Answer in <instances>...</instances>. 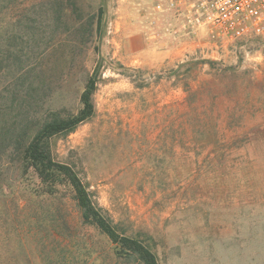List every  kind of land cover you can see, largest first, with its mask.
I'll list each match as a JSON object with an SVG mask.
<instances>
[{"label": "rangeland", "instance_id": "rangeland-1", "mask_svg": "<svg viewBox=\"0 0 264 264\" xmlns=\"http://www.w3.org/2000/svg\"><path fill=\"white\" fill-rule=\"evenodd\" d=\"M149 4L15 0L0 13V31L29 29L0 57V264H137L83 224L67 174L158 264H264V37L164 35L161 56L124 60L123 35L172 21ZM90 78L93 115L48 140L46 185L3 146L48 114L76 116Z\"/></svg>", "mask_w": 264, "mask_h": 264}, {"label": "trees", "instance_id": "trees-1", "mask_svg": "<svg viewBox=\"0 0 264 264\" xmlns=\"http://www.w3.org/2000/svg\"><path fill=\"white\" fill-rule=\"evenodd\" d=\"M13 1L15 0H0V13L7 11L8 6ZM98 29L99 23L97 24V30ZM28 32L29 29L27 28H18L14 33L9 30L8 27L4 29L1 28L0 39L2 45L0 46V57L5 63H7V60L12 54V41H22ZM3 61L0 62V70L6 68V65H3ZM94 90L95 82L90 78L81 96L82 109L76 116L61 118L56 113L48 114L47 116L49 119L38 126L32 137H28L26 132L23 136L22 134H18L8 139V142L3 146V150H5L7 146H10L16 158L20 160L24 171L27 172L32 169L42 182L46 185H51L54 183L57 175L50 158L48 140L52 136L71 132L76 126L91 118L94 112L91 98ZM66 176L68 177L69 183L74 186V199L81 211L83 224L92 226L101 231L115 243L117 247L125 251L127 256L133 257L137 264H158L154 253L142 245L140 241L129 240L117 235L112 223L107 217L98 213V210L94 207L87 192L79 183H76L77 180L75 177L72 174H67Z\"/></svg>", "mask_w": 264, "mask_h": 264}, {"label": "built area", "instance_id": "built-area-1", "mask_svg": "<svg viewBox=\"0 0 264 264\" xmlns=\"http://www.w3.org/2000/svg\"><path fill=\"white\" fill-rule=\"evenodd\" d=\"M153 11L171 15L164 33L173 38L205 34L224 45L264 37V0H158Z\"/></svg>", "mask_w": 264, "mask_h": 264}, {"label": "crops", "instance_id": "crops-1", "mask_svg": "<svg viewBox=\"0 0 264 264\" xmlns=\"http://www.w3.org/2000/svg\"><path fill=\"white\" fill-rule=\"evenodd\" d=\"M154 5L155 3L150 0L149 6L151 7L152 11ZM165 26L166 25H164V27ZM164 27L162 30H158L147 26L143 28L141 24L137 25L135 27L136 30L132 34L123 35V39L121 40V48L119 49L120 57L127 61L133 59L135 62L140 63L142 60L147 58L161 56L162 53L155 48V44L157 41L159 42L160 40L162 41L163 39L168 38H164Z\"/></svg>", "mask_w": 264, "mask_h": 264}]
</instances>
